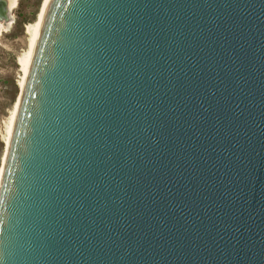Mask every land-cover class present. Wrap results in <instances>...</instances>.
<instances>
[{
    "label": "water",
    "instance_id": "obj_1",
    "mask_svg": "<svg viewBox=\"0 0 264 264\" xmlns=\"http://www.w3.org/2000/svg\"><path fill=\"white\" fill-rule=\"evenodd\" d=\"M17 102L0 264H264V0H45Z\"/></svg>",
    "mask_w": 264,
    "mask_h": 264
},
{
    "label": "rangeland",
    "instance_id": "obj_2",
    "mask_svg": "<svg viewBox=\"0 0 264 264\" xmlns=\"http://www.w3.org/2000/svg\"><path fill=\"white\" fill-rule=\"evenodd\" d=\"M44 0H17L11 8L12 21L0 30V174L5 154L4 138L15 112L21 87L17 59L28 46L26 26L37 21Z\"/></svg>",
    "mask_w": 264,
    "mask_h": 264
},
{
    "label": "bare ground",
    "instance_id": "obj_3",
    "mask_svg": "<svg viewBox=\"0 0 264 264\" xmlns=\"http://www.w3.org/2000/svg\"><path fill=\"white\" fill-rule=\"evenodd\" d=\"M16 2H17V0H8V8L11 10V8H13L16 5ZM44 5H45V0L43 2V5H42L41 10L39 12L37 21L34 24H29L26 26L25 32H26V35L28 36V46H27V49L24 51V53L17 59V64L19 65L20 71H21V78L19 81V86L21 87V89L24 86V82H25L26 76L28 74L30 62H31V59L33 56L34 48L36 46V42H37V38H38V31H39V28L41 25L43 11H44ZM9 22L10 21H7V24ZM3 23H4V21L0 22V30L2 28H4ZM21 89H20V91H21ZM17 107H18V102H17L16 107H15V112L12 116L11 121H10L9 128L7 130V136H6V138H4V140H5L4 142L6 143V146L8 145L9 140H10V136H11V132H12V128H13V124H14V120H15V116H16V112H17Z\"/></svg>",
    "mask_w": 264,
    "mask_h": 264
}]
</instances>
